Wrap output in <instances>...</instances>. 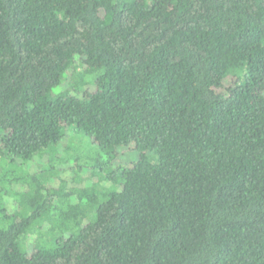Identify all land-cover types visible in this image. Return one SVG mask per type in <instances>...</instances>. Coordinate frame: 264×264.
Here are the masks:
<instances>
[{
    "label": "trees",
    "instance_id": "obj_1",
    "mask_svg": "<svg viewBox=\"0 0 264 264\" xmlns=\"http://www.w3.org/2000/svg\"><path fill=\"white\" fill-rule=\"evenodd\" d=\"M74 129L112 185L29 176L0 264H264V0H0V158Z\"/></svg>",
    "mask_w": 264,
    "mask_h": 264
},
{
    "label": "rangeland",
    "instance_id": "obj_2",
    "mask_svg": "<svg viewBox=\"0 0 264 264\" xmlns=\"http://www.w3.org/2000/svg\"><path fill=\"white\" fill-rule=\"evenodd\" d=\"M72 132L69 139L68 135L63 142L49 147L31 160L16 159L10 162L0 158V206H3V211L5 210L3 212L0 209V212L6 214L17 210L23 203L24 197H28L19 193L24 192L23 189L30 185V177L36 176L37 182H43L46 176V174L42 175L44 172L53 175L51 180L47 181L52 182V186L59 185L61 180L66 186L70 185L87 174H90L92 182L97 187L108 188L112 185L106 180L101 167L97 165V158L101 156L102 151L91 146L89 139L83 133L75 129ZM11 178H15L18 182H13ZM92 182H89L90 185L87 184L88 189H91ZM5 220L4 218V225L7 224Z\"/></svg>",
    "mask_w": 264,
    "mask_h": 264
}]
</instances>
